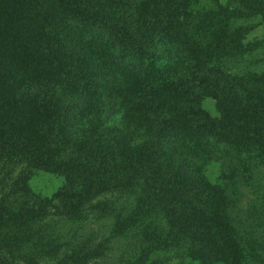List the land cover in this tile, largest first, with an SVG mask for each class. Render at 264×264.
<instances>
[{
	"label": "trees",
	"instance_id": "obj_1",
	"mask_svg": "<svg viewBox=\"0 0 264 264\" xmlns=\"http://www.w3.org/2000/svg\"><path fill=\"white\" fill-rule=\"evenodd\" d=\"M239 1L0 0V264H264V193L206 174L264 189V76L211 61Z\"/></svg>",
	"mask_w": 264,
	"mask_h": 264
},
{
	"label": "rangeland",
	"instance_id": "obj_2",
	"mask_svg": "<svg viewBox=\"0 0 264 264\" xmlns=\"http://www.w3.org/2000/svg\"><path fill=\"white\" fill-rule=\"evenodd\" d=\"M220 3L225 4L231 9H236L239 12L243 10V6L239 0H220ZM259 23V24H258ZM245 26L247 29L245 35L241 39L243 47L241 49H233L229 53L219 51L213 55L212 64L220 69L235 73L240 76H248L250 74H257L264 76V21L258 16L249 18H240L235 22L236 26ZM92 32L91 35H94ZM90 35V36H91ZM242 46V45H241ZM204 107L212 114H218L216 109V102L214 99L207 97L204 100ZM246 157V154H244ZM246 160H248L246 158ZM230 165L219 160L211 162L208 167L206 174L208 179L213 183H219L225 185L229 182L235 185L233 193L237 190H242L243 205L249 206L258 200V195L264 193V189H255V186L245 184L241 186V178H237V174L230 171ZM241 170H243L241 168ZM253 185L257 183L264 184V169L254 170ZM33 188L41 192L42 194L51 195L60 186L63 185V178L60 175L40 172L37 173L31 179ZM232 193V194H233ZM171 253V252H170ZM178 258L175 257L169 264H175Z\"/></svg>",
	"mask_w": 264,
	"mask_h": 264
}]
</instances>
